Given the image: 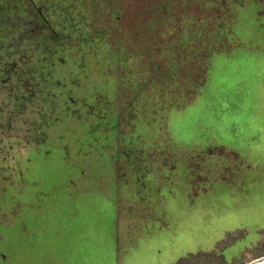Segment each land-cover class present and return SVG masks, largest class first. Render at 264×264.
Here are the masks:
<instances>
[{"label": "rangeland", "instance_id": "rangeland-1", "mask_svg": "<svg viewBox=\"0 0 264 264\" xmlns=\"http://www.w3.org/2000/svg\"><path fill=\"white\" fill-rule=\"evenodd\" d=\"M261 254L264 0H0V264Z\"/></svg>", "mask_w": 264, "mask_h": 264}, {"label": "trees", "instance_id": "trees-1", "mask_svg": "<svg viewBox=\"0 0 264 264\" xmlns=\"http://www.w3.org/2000/svg\"><path fill=\"white\" fill-rule=\"evenodd\" d=\"M35 7V5H34V3H32V8H34ZM32 17H34V20H36L37 21V19L39 20V21H41L42 22V18L43 19H45V21L47 20V22H48V19H46V17H45V15L44 14H42L41 12H38V13H34V11L32 10ZM42 17V18H41ZM39 21H37V22H39ZM49 23V22H48ZM47 23V24H48ZM42 28V27H41ZM43 29V28H42ZM145 41L147 42V41H149V40H146L145 39ZM151 41H153V40H151ZM164 41H166V40H164ZM184 42V43H183ZM181 44H179L180 45V47H179V45L178 46H176V47H173L171 44H169L168 46L169 47H167V48H164L163 49V53L165 54H167V55H169L171 52H172V50H175V48H187V46H186V40H184ZM180 50H182V49H179V51Z\"/></svg>", "mask_w": 264, "mask_h": 264}, {"label": "water", "instance_id": "water-1", "mask_svg": "<svg viewBox=\"0 0 264 264\" xmlns=\"http://www.w3.org/2000/svg\"><path fill=\"white\" fill-rule=\"evenodd\" d=\"M262 259H264V254L256 257V260H262ZM239 264H245V263H239Z\"/></svg>", "mask_w": 264, "mask_h": 264}, {"label": "flooded vegetation", "instance_id": "flooded-vegetation-1", "mask_svg": "<svg viewBox=\"0 0 264 264\" xmlns=\"http://www.w3.org/2000/svg\"><path fill=\"white\" fill-rule=\"evenodd\" d=\"M261 255H262V254H261ZM258 256H260V255H258ZM258 256H257V257H258ZM239 263H244V262H239ZM239 263H234V264H239Z\"/></svg>", "mask_w": 264, "mask_h": 264}]
</instances>
